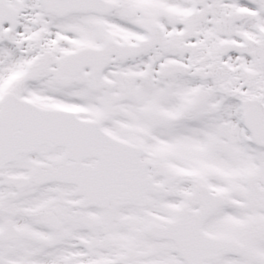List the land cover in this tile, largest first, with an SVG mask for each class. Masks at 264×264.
<instances>
[{
    "label": "snow or ice",
    "instance_id": "obj_1",
    "mask_svg": "<svg viewBox=\"0 0 264 264\" xmlns=\"http://www.w3.org/2000/svg\"><path fill=\"white\" fill-rule=\"evenodd\" d=\"M0 264H264V0H0Z\"/></svg>",
    "mask_w": 264,
    "mask_h": 264
}]
</instances>
